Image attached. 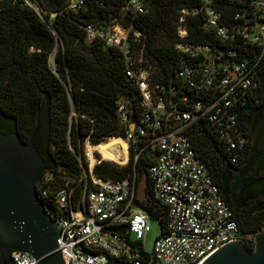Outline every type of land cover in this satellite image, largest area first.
I'll return each instance as SVG.
<instances>
[{
  "label": "trees",
  "instance_id": "obj_1",
  "mask_svg": "<svg viewBox=\"0 0 264 264\" xmlns=\"http://www.w3.org/2000/svg\"><path fill=\"white\" fill-rule=\"evenodd\" d=\"M70 1L0 0V132L15 133L24 143L33 140L44 161L36 192L47 208L53 207L60 187L70 189L79 204L83 192L91 188V178L84 174L85 139L91 150L117 140L109 150L122 159L123 152L120 158L114 150L119 146L126 152L122 138H129L124 164L94 151L92 174L102 180L128 179L135 188L153 163L156 150L147 136L130 131L119 117L120 102L126 104L129 120H136L141 110L139 89L126 74V56L133 68L147 69L154 95L185 109L218 91L216 80L210 86L200 82L203 57L179 51L178 43L233 49L249 62L258 52L256 46H239L240 42L206 29L204 14L192 11L202 0H138L142 11L124 9L129 0H82L76 8L68 7ZM211 3L220 14L219 23L227 27L242 21L234 19L236 12L249 15L250 7L242 0ZM88 24L102 31L114 24L127 28V51L106 45L100 36L88 39ZM180 24L184 35L178 33ZM185 65L193 69L189 77L178 74ZM259 76L256 90L236 110L244 138L239 148L229 147L202 119L187 131L196 157L218 187L248 248L253 247L252 235L264 228V68ZM147 182L148 199L139 201L134 195V205L157 220L162 235L166 206L153 197L149 178Z\"/></svg>",
  "mask_w": 264,
  "mask_h": 264
},
{
  "label": "built area",
  "instance_id": "obj_2",
  "mask_svg": "<svg viewBox=\"0 0 264 264\" xmlns=\"http://www.w3.org/2000/svg\"><path fill=\"white\" fill-rule=\"evenodd\" d=\"M242 1L250 7L249 15L244 17L243 12H236L234 19L242 21L231 27L219 23L220 14L211 0H202L192 11L203 13L204 27L218 37L238 41L239 46L258 47L251 62L238 58L233 49L221 51L205 44L181 42L176 45L191 57H203L199 64L200 82L210 86L216 80L217 96L193 101L188 108L180 109L172 100L154 95L147 69L133 68L130 56H126V74L139 89L141 110L136 120H129L126 104L120 102L119 117L130 131L147 136L156 150L147 173L153 197L166 206V232L156 237L152 250L147 251L143 243L150 218L135 207L130 180H102L89 171L91 188L83 192L80 204L73 201L70 189L63 186L54 193L53 207H45L58 226L57 249L65 264H198L219 246L241 238L230 208L196 157L187 131L197 119H202L214 126L229 147L239 148L244 142L236 110L256 90L264 68V0ZM81 2L71 0L68 7L76 8ZM124 9L143 10L138 0H129ZM127 32L119 24L107 31L91 24L86 26L88 39L100 36L106 45L118 46L125 52ZM178 33L186 34L181 24ZM192 71L185 65L178 74L189 77ZM89 143L85 139L84 154L93 164L94 151L89 149ZM41 194L45 195V191ZM121 225L127 226L125 234L109 230ZM11 257L15 264H37V259L26 251H12Z\"/></svg>",
  "mask_w": 264,
  "mask_h": 264
},
{
  "label": "water",
  "instance_id": "obj_3",
  "mask_svg": "<svg viewBox=\"0 0 264 264\" xmlns=\"http://www.w3.org/2000/svg\"><path fill=\"white\" fill-rule=\"evenodd\" d=\"M43 165L32 139L24 143L15 133L0 132V264H15L12 251L28 252L37 264H65L57 249L58 226L36 192ZM89 171L92 165L84 167L86 179ZM147 179L144 171L134 188L139 201L148 199ZM109 230L125 234L127 226ZM252 239V248L238 238L219 246L198 264H264V228Z\"/></svg>",
  "mask_w": 264,
  "mask_h": 264
},
{
  "label": "rangeland",
  "instance_id": "obj_4",
  "mask_svg": "<svg viewBox=\"0 0 264 264\" xmlns=\"http://www.w3.org/2000/svg\"><path fill=\"white\" fill-rule=\"evenodd\" d=\"M130 125H129L130 128L133 129L134 128L133 123H131ZM122 139L126 142V152H125L124 149L122 151L119 146H116V148L114 150L115 153H117V154L120 155V158H121V153L123 152L122 159H118V158L112 156V153L109 150V147L111 145H113V144H115V143L118 142L117 140H112L109 143H106L105 145H101L103 148H101L98 145H95V146H97V148H93L92 149V152L93 151H97L103 159H108V158H104L101 155V153L104 154V155H106V156H108L109 158H112V159H116L117 160V161H114L113 160L114 162H117L119 164H124V163L127 162L128 158H129V149H128V146H129L128 142L129 141L126 138H122ZM108 160H111V159H108ZM92 162L90 160H88V166H91L92 165ZM159 234H160V230H159V224H158L157 220L156 219H153V218H150L149 219V231L147 232V234H146V240L143 243L144 244V248L147 251H151L152 250L153 242H154L155 238L159 236ZM132 237H133V235H132Z\"/></svg>",
  "mask_w": 264,
  "mask_h": 264
},
{
  "label": "flooded vegetation",
  "instance_id": "obj_5",
  "mask_svg": "<svg viewBox=\"0 0 264 264\" xmlns=\"http://www.w3.org/2000/svg\"><path fill=\"white\" fill-rule=\"evenodd\" d=\"M262 143L264 144V140L262 141Z\"/></svg>",
  "mask_w": 264,
  "mask_h": 264
},
{
  "label": "bare ground",
  "instance_id": "obj_6",
  "mask_svg": "<svg viewBox=\"0 0 264 264\" xmlns=\"http://www.w3.org/2000/svg\"><path fill=\"white\" fill-rule=\"evenodd\" d=\"M101 148H103V147L101 146Z\"/></svg>",
  "mask_w": 264,
  "mask_h": 264
}]
</instances>
